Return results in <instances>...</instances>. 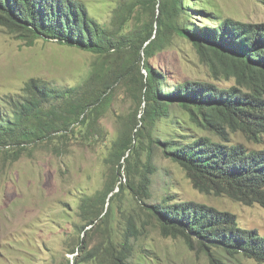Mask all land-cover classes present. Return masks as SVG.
Here are the masks:
<instances>
[{
    "label": "trees",
    "instance_id": "trees-1",
    "mask_svg": "<svg viewBox=\"0 0 264 264\" xmlns=\"http://www.w3.org/2000/svg\"><path fill=\"white\" fill-rule=\"evenodd\" d=\"M205 2L124 0L113 11L112 28L108 29L93 19L79 0H0V27L27 46L37 40L50 41L95 57L87 78L78 85L60 86L31 78L18 97L0 100V150L12 151L18 159L30 146L57 140L61 147L54 150L62 154L69 137L78 132L76 128H84L89 141L97 134L95 121L106 108L109 94L119 84L136 105L105 159L111 167L110 181L79 204L83 236L100 234L103 240L91 250L82 241L72 264H133L131 242L140 229L131 215L123 213L117 231L112 223L113 204L125 192L138 204L150 198L153 146L182 169L199 192L264 206V149L249 151L208 137L161 142L152 135L157 122L169 119L173 106L186 113L194 125L213 134L220 135L224 126L255 138L264 134L260 92L264 88V24L209 16L204 19L208 26L196 27L191 24V12ZM138 11L139 16L151 11V19L129 27L133 18H139L133 15ZM175 38L188 40L202 62L213 57L225 74L238 83L245 82L250 93L205 81L167 84L165 75L150 61ZM208 65L216 70L213 63ZM147 211L164 237H180L189 247L196 241L205 251L223 249L264 263V237L240 229L232 214L173 199L147 206Z\"/></svg>",
    "mask_w": 264,
    "mask_h": 264
},
{
    "label": "rangeland",
    "instance_id": "rangeland-1",
    "mask_svg": "<svg viewBox=\"0 0 264 264\" xmlns=\"http://www.w3.org/2000/svg\"><path fill=\"white\" fill-rule=\"evenodd\" d=\"M79 1L86 5L93 19L111 29L113 11L124 0ZM139 13L133 14L139 18H133L129 27L140 20L151 19V11L143 16ZM209 16L264 24V0H207L192 10L191 24L199 28L201 24L208 26L204 19ZM208 58L207 63L202 62L188 40L175 38L150 63L172 86L205 81L220 88L237 87L250 93L245 82L238 83L231 74L224 73L213 57ZM94 61L95 57L90 53L55 42L37 40L33 46H27L0 27V100L7 96L18 97L23 85L31 78L60 86L78 85L87 78ZM209 62L216 67L214 73ZM260 92L264 100V88ZM108 98L106 108L95 121L97 134L89 141L83 133L85 129L76 128L78 132L75 137H69L62 154H56L54 150L61 147L57 140L30 146L18 159L12 151L0 150V264H72L82 241L85 240L90 250L102 242L100 234L83 236L79 204L82 198L94 196L110 181L111 167L105 161L109 148L126 117L136 110L122 84L115 86ZM1 104L8 109L3 101ZM169 112V119L157 122L152 131L153 137L161 142H188L196 137H208L221 145H241L249 151L264 149V134L255 138L224 126L222 133L217 135L194 125L177 106ZM142 157L145 159V152ZM150 157L154 168L150 175V198L138 204L125 192L115 198L113 204L112 223L117 231L123 222V213L131 215L140 229L138 237L131 242L133 264H216V261L221 264H264L223 249L205 251L196 241L189 247L180 237L162 236L147 206L166 199L203 204L232 214L240 229L255 231L260 237H264V206L244 205L226 196L201 193L193 188L185 172L165 158L156 146L152 147Z\"/></svg>",
    "mask_w": 264,
    "mask_h": 264
}]
</instances>
